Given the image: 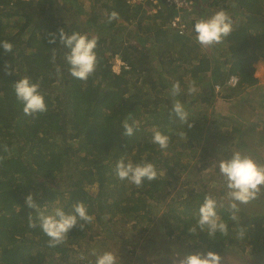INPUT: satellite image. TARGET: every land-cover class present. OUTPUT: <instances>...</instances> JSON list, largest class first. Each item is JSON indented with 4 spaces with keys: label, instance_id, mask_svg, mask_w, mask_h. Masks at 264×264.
Wrapping results in <instances>:
<instances>
[{
    "label": "trees",
    "instance_id": "16d2710c",
    "mask_svg": "<svg viewBox=\"0 0 264 264\" xmlns=\"http://www.w3.org/2000/svg\"><path fill=\"white\" fill-rule=\"evenodd\" d=\"M87 1L98 5L104 17ZM221 9L232 19L233 30L218 44L226 52L220 62L199 50L187 30L190 26L195 36L194 24L202 13ZM113 11L118 18L109 22ZM178 14L163 1L128 9L125 0H0V42L13 45L10 53L0 47V264H49L47 254L67 259L75 240L106 226L107 221L108 225L131 221L133 228L150 223L151 202L179 179L177 171L182 169L173 144L191 136L193 130L197 136L205 131L194 125L192 105L213 102L216 85L226 92L222 99H229L233 92L258 82L253 64L260 58L258 50L264 49V0H195L191 12L181 13L186 25L182 34L170 27ZM59 29L98 37V65L86 81L69 74L64 59L68 49L59 43ZM117 31L126 34V39ZM49 33L57 34L55 44H48ZM116 54L128 67L119 74L111 69L110 59ZM143 75L148 78L141 83ZM24 76L39 82L45 113L24 115L14 91V83ZM186 77L197 88L189 95L184 93L189 87ZM229 77H236L235 88L226 86ZM176 81L181 93L175 99L188 113L186 123L171 111L170 89ZM155 92H167L162 110L149 102V98L157 99L152 95ZM126 119L136 122L131 137L123 135ZM154 130L170 137L167 149L151 143ZM122 156L134 164H154L157 178L144 180L139 187L118 179L115 165ZM61 175L67 179L63 186L56 182ZM30 193L38 210L25 204ZM205 195L216 199V213L227 224L226 234L216 231L210 235L207 226L198 227ZM258 196L264 202L261 187ZM258 196L254 201L259 204ZM78 201L87 206L93 222L81 230L79 225L84 222L78 221L63 243L49 247V238L39 227V213L49 215L61 207L72 214ZM173 202L176 205H169L161 227L169 237L177 233L190 249L218 252L246 240L249 234L256 239L254 233L264 235V211L259 206L255 212L233 211L204 187L189 191L183 202ZM30 216L37 227H29ZM238 229L244 231L242 237L234 235Z\"/></svg>",
    "mask_w": 264,
    "mask_h": 264
},
{
    "label": "rangeland",
    "instance_id": "374dc122",
    "mask_svg": "<svg viewBox=\"0 0 264 264\" xmlns=\"http://www.w3.org/2000/svg\"><path fill=\"white\" fill-rule=\"evenodd\" d=\"M90 3L93 11L100 12L99 17L103 18L104 12L100 11L99 6H92L93 2L87 1V5ZM201 7L205 9V4H201ZM202 14L201 18H208L214 13L205 11ZM83 23L82 20L80 25ZM187 31L190 38L195 40V36L190 32V26ZM117 33L122 36V40L126 39V34L120 31ZM197 46L206 55H211L220 62L226 54L218 44L203 47L197 43ZM258 55L259 60L253 64L254 77L258 81L255 85L243 91L233 92V96L229 99H222L226 92L220 86L219 91H215L213 102L209 105L205 106L199 101L192 105L195 107L191 112L195 115L190 114L195 120L193 123L198 128H204L205 131L203 135L197 136L196 130H193L190 132L191 136L173 144L178 151L176 152L178 161L183 164L182 169L177 171L179 179L171 182L157 195V199L151 202L150 223L133 228L131 221L122 223L116 220L119 223L110 225L107 221L106 226H101L91 234L87 233L85 237L75 240L73 245L69 246L67 259L63 260L58 255L51 257L47 254L46 261L49 264H95L96 256L92 253L102 254L105 251H111L118 257L117 264H180V260L186 255L199 253L203 256L208 252L203 249H190V244H184L177 233L169 237L160 224L169 205H176L173 201L183 202L189 191H197L203 187L211 190L216 197H221L227 206L234 202L238 210L245 208V212H255L259 206L264 211L263 198L258 194L256 196L259 197L258 200L260 199L259 204L258 201H254L256 197L247 203L230 201L227 180L219 170V162L231 159L233 153L237 151L242 156H250L258 165L264 166V49L258 50ZM110 60L112 61V58ZM205 77L209 79L208 74ZM147 78L148 75H143L141 83L146 82ZM185 84L190 85L189 77L185 78ZM155 93L152 95L157 99L149 98V102L152 106L157 104L162 110L165 107L163 98L167 92ZM184 93L189 95L188 90ZM166 97L168 98L167 95ZM189 139L194 141L191 146L188 145ZM161 175H165L163 170ZM65 176L61 175V179L56 180L58 185L63 186L66 183ZM258 187L263 188L264 191V185ZM243 232L238 229L234 235L242 237ZM254 234L258 236L257 239L252 233L246 240L235 241L231 246L212 253L220 257V264H264V235L260 232ZM81 256L85 259H81Z\"/></svg>",
    "mask_w": 264,
    "mask_h": 264
},
{
    "label": "clouds",
    "instance_id": "9594fccd",
    "mask_svg": "<svg viewBox=\"0 0 264 264\" xmlns=\"http://www.w3.org/2000/svg\"><path fill=\"white\" fill-rule=\"evenodd\" d=\"M118 13L113 11L109 14L108 20L118 18ZM233 30V21L223 9L216 11L208 18H200L194 24L195 40L203 47H210L220 44ZM59 43L68 49L64 59L68 64L69 74L76 79L86 81L97 68L98 59L96 47L98 37L88 34L73 32L65 33L63 29L58 30ZM56 33H49L46 37L48 44L56 43ZM0 47L6 53L12 52L13 45L10 42H0ZM55 49H53V52ZM55 56H53V60ZM39 82L33 83L31 78L24 76L14 83V91L17 101L22 105V111L26 116L35 117L36 114H42L47 111L44 103V97L39 91ZM197 91L195 82L188 87V93L192 94ZM181 93L179 81L172 84L170 95L173 97L172 113L183 123L188 121V113L184 105L175 99ZM189 127L191 125L189 124ZM123 135L131 137L137 130L136 122L133 120L129 123L128 119L122 123ZM184 135V133H180ZM170 137L159 130H154L151 143L157 145L161 150L167 149ZM7 151V148H4ZM2 159V157H0ZM220 173L227 180V188L230 190L228 197L230 201L247 203L254 199L259 192L260 185H264V166L258 165L250 156H242L239 151L233 153L231 159L219 162ZM115 174L120 180H127L131 184L139 187L144 180L152 181L157 178L155 165L150 162H140L134 164L131 160L122 156L115 165ZM25 204L30 209H39V205L30 193L25 197ZM217 201L215 198L205 195L203 204L199 208L198 227L203 230L207 226L209 234L220 231L222 234L227 233V224L217 216ZM229 208L233 211L237 209V204L232 202ZM72 214H66L63 208L56 207L52 214L44 215L39 213V227L42 232L49 238V247H55L64 242L67 233L77 226L78 221H83L79 227L83 230L85 224L93 222L94 217L88 214V208L83 202H77L73 205ZM29 227L35 228L37 224L31 220ZM195 232V228L191 229ZM96 256L95 264H117L118 257L111 251H105L102 254L92 253ZM81 259L85 257L81 256ZM180 264H220V257L217 254L208 252L203 256L199 253L184 256Z\"/></svg>",
    "mask_w": 264,
    "mask_h": 264
},
{
    "label": "built area",
    "instance_id": "2783aa9c",
    "mask_svg": "<svg viewBox=\"0 0 264 264\" xmlns=\"http://www.w3.org/2000/svg\"><path fill=\"white\" fill-rule=\"evenodd\" d=\"M160 1L165 2L169 6H173L177 11H179L178 16L174 17L173 20L170 23V27L172 29H175L178 31L180 34H182L186 30V25L184 22L181 20V13L186 11V12H191L195 3V0H125V7L128 9L133 8L136 4H147L151 3L152 5H157ZM152 12H155L152 10ZM112 66L111 69L113 73L119 74L122 69H127V65L120 59L119 55H114L112 57ZM237 83L236 77H230L226 81L227 86H233ZM220 86L216 85L215 86V91H219Z\"/></svg>",
    "mask_w": 264,
    "mask_h": 264
}]
</instances>
